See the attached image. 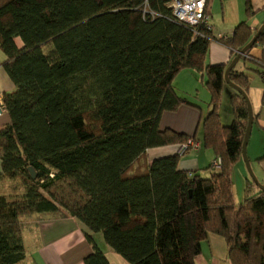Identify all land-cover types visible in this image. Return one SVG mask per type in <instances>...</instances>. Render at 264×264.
Segmentation results:
<instances>
[{
  "label": "trees",
  "instance_id": "trees-1",
  "mask_svg": "<svg viewBox=\"0 0 264 264\" xmlns=\"http://www.w3.org/2000/svg\"><path fill=\"white\" fill-rule=\"evenodd\" d=\"M254 35L241 21L217 39L171 18L165 0H0L2 65L15 85L2 96L9 122L0 127V181L14 194H0V264L25 260L23 222L44 214L86 227L84 264H109L98 232L128 264H195L209 233L225 239L231 264H264V190L248 178L242 202L232 193L246 103L232 89L233 119L223 124L226 67L205 64L213 40L235 54ZM184 69L200 72L210 94L200 121L214 154L207 177L177 167L192 149L179 146H198L194 136L159 128L164 111L190 104L172 85ZM228 78L246 92L244 71L233 67ZM172 144L175 154L138 172L147 149Z\"/></svg>",
  "mask_w": 264,
  "mask_h": 264
},
{
  "label": "crops",
  "instance_id": "crops-1",
  "mask_svg": "<svg viewBox=\"0 0 264 264\" xmlns=\"http://www.w3.org/2000/svg\"><path fill=\"white\" fill-rule=\"evenodd\" d=\"M214 4L213 0H208L206 13L209 16L212 36L217 39L231 36L235 26L241 21L246 22L251 35H254L264 23V0H251L250 13L246 12L244 0H220V13H215ZM215 15L219 18H215ZM16 42L18 46L21 45L18 39ZM247 53L254 62L261 66V69L257 70L258 77L246 73L248 76L246 94L254 115L246 144V155L253 173L255 172L259 176L260 183L264 186V80L262 78L264 49L261 45L256 44ZM234 55L226 45L218 40H213L209 44L205 64H223L227 67ZM5 59L6 55L0 48L1 98L5 93L15 90L14 83L2 65ZM238 62L234 69L243 71L236 67ZM199 73L192 69H184L176 75L172 84L176 88L177 94L186 98L190 104L183 103L174 111H164L159 118V128L171 129L186 136H194L199 143L198 146L181 157L177 167L181 170L195 171L200 176L207 177L211 171L210 164L214 159V154L202 142L200 121L209 110L210 94L205 85V78L199 76ZM232 89L224 83L219 107V117L223 124H229L233 119L229 99L233 93ZM180 90L184 92L179 93ZM8 122V115L3 112L0 117V127ZM177 146L172 144L147 149L145 156L138 163V172L147 169L154 158L175 154ZM244 169L246 166L242 158L232 168L231 180L234 200L236 188L238 189L237 194L241 191L242 196L244 195L248 179L244 175ZM22 231L26 258L21 264H84L83 259L92 251V246L85 237V232L88 230L77 218L72 216L56 217L44 214L28 217L23 222ZM92 236L105 254L109 264H128L105 243L102 237L99 238L98 233H93ZM194 263L231 264L227 256L225 239L215 233H209L206 239L201 242L200 253L195 256Z\"/></svg>",
  "mask_w": 264,
  "mask_h": 264
},
{
  "label": "built area",
  "instance_id": "built-area-1",
  "mask_svg": "<svg viewBox=\"0 0 264 264\" xmlns=\"http://www.w3.org/2000/svg\"><path fill=\"white\" fill-rule=\"evenodd\" d=\"M166 5L171 9V18L189 25L190 27L196 28L200 25L205 26L207 29L211 28L209 23V16L206 13V7L208 0H165ZM149 13V17H153L155 14L153 12ZM245 58H248V55L243 54ZM264 80V73L262 74ZM4 112L3 100L0 96V117ZM192 147L196 148L197 143L192 139H188L187 142L180 145L178 152L182 153L187 148ZM213 165L220 167V162L218 160L213 162Z\"/></svg>",
  "mask_w": 264,
  "mask_h": 264
},
{
  "label": "water",
  "instance_id": "water-1",
  "mask_svg": "<svg viewBox=\"0 0 264 264\" xmlns=\"http://www.w3.org/2000/svg\"><path fill=\"white\" fill-rule=\"evenodd\" d=\"M264 28V23L256 30L255 35L251 38V40L245 45L243 46L240 50H238L235 55L234 58L231 60V62L228 64V66L225 68L224 70V81L227 85H229L231 88L235 89L239 94H241V96L243 97L245 103H246V107H247V111H248V120H247V125H246V129H245V134H244V139H243V143H242V154H241V158L245 163L247 172L249 174V177L251 179L252 182H254L259 188H261L262 190H264V186L257 180V178L255 177L250 162L247 158L246 155V144H247V140L251 131V127H252V123H253V112H252V108L249 102V99L247 97L246 92H244V90L242 88H240L239 86L235 85L234 83H232L230 81V79L228 78V73L229 71L235 66V64L237 63V61L240 59V57L245 54L250 48H252V46L254 45L257 37H259L261 31ZM29 171L31 173L32 177H35V172L33 171V169L31 167H29Z\"/></svg>",
  "mask_w": 264,
  "mask_h": 264
},
{
  "label": "rangeland",
  "instance_id": "rangeland-1",
  "mask_svg": "<svg viewBox=\"0 0 264 264\" xmlns=\"http://www.w3.org/2000/svg\"><path fill=\"white\" fill-rule=\"evenodd\" d=\"M213 2H215L214 7H213L215 13H216V12H219V13H220V0H213ZM209 12H210V9H209ZM209 14H210V13H209ZM214 17H215V18H219V16L217 17L216 15H215ZM258 45H261V47L264 49V34H263V36H262V38H261V43H258ZM238 61H239V62H238V64H237L236 67L242 69V70H243L245 73H247V74H253V75L256 76V77L259 76L258 73H257V70L260 71L261 66H259L258 63L254 62V61H252V60H248V59L245 58L244 56H242ZM199 74H200V73H199ZM199 76H200V75H199ZM203 78H204V77H203ZM172 85H173V84H172ZM174 88H175V87H174ZM175 89H176V88H175ZM176 91H177V90H176ZM182 92H184V91H183V90H180L179 93H182ZM178 96H179V95H178ZM180 97H181V96H180ZM246 147H247V146H246ZM244 170H245L244 175L250 179L249 175H248L247 172H246V169H244ZM254 174H255V172H254ZM255 176H256L257 180L260 182L261 180H260L259 176H257L256 174H255ZM239 178H240V177H239ZM10 184H11V182H10V181H7V180H5V181H0V194H9L10 196H11L12 194H14L13 191H12V185H10ZM17 184H18V183H17ZM235 185H236V184H235ZM17 191H18V190H17ZM17 191H16V192H17ZM237 193H238V189L236 188V192H235V201H236V204H239L240 202H242L243 196H242V194H241V191H239V194H237ZM98 236H99V238H100V237H102V234H101L100 232H98ZM102 238H103V237H102Z\"/></svg>",
  "mask_w": 264,
  "mask_h": 264
}]
</instances>
